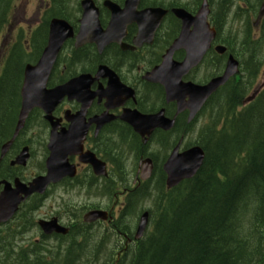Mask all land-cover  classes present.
Returning <instances> with one entry per match:
<instances>
[{
  "label": "trees",
  "instance_id": "1",
  "mask_svg": "<svg viewBox=\"0 0 264 264\" xmlns=\"http://www.w3.org/2000/svg\"><path fill=\"white\" fill-rule=\"evenodd\" d=\"M11 1L0 0V31ZM12 59L0 82V130L11 118L20 74ZM243 70L251 78L248 67ZM232 90L228 85L223 92ZM224 106L206 130L202 167L164 205L159 203L152 230L136 243L126 264H264V107L237 111L235 104ZM6 250L0 264L14 261ZM83 252L77 241L66 256L43 264H77ZM23 253L18 252L16 264H29Z\"/></svg>",
  "mask_w": 264,
  "mask_h": 264
},
{
  "label": "flooded vegetation",
  "instance_id": "2",
  "mask_svg": "<svg viewBox=\"0 0 264 264\" xmlns=\"http://www.w3.org/2000/svg\"><path fill=\"white\" fill-rule=\"evenodd\" d=\"M51 1V0H50ZM83 0H69V2L72 4V10L70 7L66 6L65 0H56V10H53L51 8V2L49 0H46L42 6L44 9H40L42 7L41 5L37 7V9L34 12V15H37L39 13H45V17H59L63 18L64 20H67L71 25L78 26L80 24L81 17L83 15V8L81 5V2ZM93 2L95 7L97 8V21L99 24H101L102 28H110L113 30L112 27L117 28L114 29L116 31V34L111 35H117V37L121 38L119 42H110L107 43L103 51L99 54H96L97 56V63L95 64L92 73L95 74L97 68L100 65L108 66V68L111 65L112 58H119L117 59L120 65H124L125 59H126V53H135L130 58L133 60L135 64H137V67L133 65V63H129L128 66H131V68H128V76H123L121 71L118 68L111 67V69H114L115 72L120 76V78L124 81H133L131 82V86H133L135 90V98L134 102L131 103L130 101L123 105L122 107H131V108H137L140 109L142 107V100L141 97L143 96V92L139 94V90L141 87V81L143 74L145 72V59L147 56V53L145 51L146 48H130V50H123V48L120 46L121 43H126L128 45H132L134 36L138 30V24L136 22L137 18H140L141 16L138 14L139 10L145 9V8H159L164 11L163 14L161 12H156L152 16L150 24H155V28L153 30V36H152V46L154 49H158L159 51H162L160 53V56L164 53L165 49L168 47L167 45L171 43V41L177 36L179 29H181L182 25V14L189 15L192 20L193 16L197 13L199 10L202 0H137L135 7L131 8V10L128 11H121L118 10V13L116 15H113L114 9L112 8V5L110 7L108 6V2L110 4H113L120 9L125 7L127 0H90ZM224 0H208V6H209V14L206 16V19L210 25H214V23L219 22V17L221 16L220 8L223 6ZM47 7L46 11L45 8ZM45 11V12H44ZM112 26V27H111ZM125 27V29H124ZM192 27V26H191ZM123 31V34H122ZM65 45V44H64ZM66 45H72L74 47V40H68L66 42ZM95 44H89L86 43L80 48H85L87 46L88 48H95ZM181 50L177 51L176 53H180ZM59 60V59H58ZM53 69V68H52ZM51 69V72H52ZM55 71V70H54ZM50 72V73H51ZM137 72V78L134 81V74ZM55 79L53 80L54 85H58L63 82V78L58 72H54ZM208 78L201 80V82L206 81ZM49 81V78L47 80V83ZM100 84L105 85V81L101 80ZM96 84L93 85L92 88L95 87ZM137 90H136V89ZM139 96V97H138ZM165 100V99H164ZM159 101L156 100L153 102L154 110H159L160 108L164 109L165 114L170 118H175V126L170 131H164L156 129L152 132V134L149 136L147 142L144 144L146 147V150L142 146V140L139 142V137L133 133H126L123 131V128H125V124L122 123V121L119 120V116L121 115L122 108L112 107L108 112L109 115L113 117L112 121H109L104 128L106 129V135H108V142L113 145V143L121 144V143H128V141H131L129 139L130 136H135L138 139V144L136 147V150L138 152L137 156L140 160L141 158H144L145 156H153L154 151L157 150V145L160 144V140L163 139L165 141L164 148H166L168 145L171 144L175 140L176 137V130L183 129V127H188L193 124V122L189 123L187 122V113L185 110L180 112L179 114H176V104L174 102H166V101ZM75 106H77V103H74ZM76 110V109H75ZM104 110L103 103L97 102L96 100H93L92 104L90 105L89 109L86 113V118L94 117L95 115L100 114ZM43 115V114H42ZM195 122V120H194ZM93 126L90 128L89 133L86 136V140L84 142V148L85 149H91L95 151L96 156H98L101 160L105 161L106 168L108 171V175L112 177H117L121 180H125L130 175L135 177L133 180V183L137 181V174H139L138 165L136 167H133L132 169L127 168L122 159H119L118 156L113 155L114 150L108 149V143L103 148V151L99 150L98 147L102 145L101 142H98L97 137L101 134V132L97 135L93 134ZM102 128V130L104 129ZM101 130V131H102ZM124 132V134H122ZM148 153V155H145V153ZM76 160V159H75ZM79 172L82 171H91L87 166L79 165ZM77 169V170H78ZM130 170V171H129ZM84 171L83 178H87L90 175V173ZM45 172V166L44 171ZM107 175V176H108ZM132 177V178H133ZM108 182V177L107 180ZM126 196V190H123L120 194H114V204L108 209L109 216L113 217V213L111 209L114 208L115 204L117 211L121 210V207L123 206L124 202L119 201L121 198H125Z\"/></svg>",
  "mask_w": 264,
  "mask_h": 264
},
{
  "label": "rangeland",
  "instance_id": "3",
  "mask_svg": "<svg viewBox=\"0 0 264 264\" xmlns=\"http://www.w3.org/2000/svg\"><path fill=\"white\" fill-rule=\"evenodd\" d=\"M37 0H17L16 6L14 8L13 14L15 18L13 21L16 20V25L23 24L24 20H27L31 16L32 10L36 6ZM67 5V3H66ZM195 135L192 134L188 137L187 140H194ZM42 151V147L40 148ZM37 149L35 148V152ZM36 159V157H35ZM34 159V161H35ZM38 167L34 165V162L30 164L29 170L35 171ZM132 178L129 176L126 178L127 181H130ZM121 189V188H119ZM118 189V190H119ZM55 190V189H54ZM117 187L113 188L114 192H117ZM80 193V194H78ZM48 196V195H47ZM45 197L42 205L33 212V215H28L27 217L30 221H36L38 218H45L50 213H57L58 215L62 216L65 220L68 218H73L74 216H80L86 211L83 207V204L89 205L92 203L102 202L101 205H111V199L109 196H105L99 190L96 189H75L62 186L58 187L55 191H53L48 197ZM151 205V201H145V205ZM137 209L130 211L129 215L131 217L135 216V212ZM78 212V213H76ZM132 219H128V223L131 224V228L133 227L134 223L131 221ZM33 227L29 232L28 231H21L24 234L26 239L23 244H21L22 249H31L29 239H34L35 236L39 235V230ZM90 240L89 246L91 251H95L97 249V245H99L97 258H92L91 256H87V258L80 259L78 264H109L112 260L111 258V247H116L120 245L119 237L116 233H112V228L110 229V235L108 236L107 230L101 224L93 225L92 228L88 229ZM69 237H64L61 239L56 240H45L43 242L44 245V252H41L39 255L40 259H47L55 257L58 254H63L67 248L66 244L69 243ZM41 240V239H40ZM99 242L101 244H99ZM36 246H40V241L35 243ZM70 247V246H69ZM13 251H10L12 253ZM131 254V253H130ZM130 254L126 255L119 264H126ZM12 257H14L12 255ZM27 260L32 259V255L26 258ZM17 262V255L15 257V263ZM28 262V261H26ZM14 264V263H12Z\"/></svg>",
  "mask_w": 264,
  "mask_h": 264
},
{
  "label": "water",
  "instance_id": "4",
  "mask_svg": "<svg viewBox=\"0 0 264 264\" xmlns=\"http://www.w3.org/2000/svg\"><path fill=\"white\" fill-rule=\"evenodd\" d=\"M264 12V5L261 10V13ZM62 24L56 23L54 21L51 25L50 29V35H49V42L47 47L44 49L41 58L39 59L37 65L32 68H26L25 76H24V84L22 87V94L24 103L22 105L23 108H26V104H30V102L33 100V96H36V92L33 93V90H30L37 86L38 80H34L35 76L39 78V76H44L46 71L49 69L51 62L56 54V51L58 50L60 43L64 39L65 33L64 30L58 31V27ZM211 33L209 34V38H211ZM190 37V36H189ZM208 38V39H209ZM195 39V38H194ZM207 47V41H205L201 45V49H205ZM236 70V64L228 62L225 72L223 76L212 79L207 85L200 88L202 91V94L204 95V98L208 96L212 91H214L220 84H222L229 75L234 73ZM32 83V85H27L28 83ZM184 88V89H183ZM180 90H185V88H188V86H184ZM25 90V91H24ZM256 91H253L251 97L254 96ZM195 96H197V93H193ZM148 117V118H147ZM145 118V121H150L149 119H152L154 124L164 126V123L167 124L165 127H169V123L165 122L168 120L161 119L158 115H152L147 116ZM157 119V121H155ZM21 122V120L19 121ZM202 152L197 148L193 147L189 150L178 154L176 150L173 151L171 157L168 160L167 169L170 172V179L173 180L172 177H177L178 179L182 177H189L194 173V170L198 168L202 161ZM8 187L5 186V188L0 193V220H6L12 212L16 208V204L19 202V198L15 195V193L10 188L9 184H6ZM18 190V189H16ZM30 191L25 192V196ZM102 216L100 212L97 214H88V219H92L95 217ZM42 228L45 232H51V231H61L62 229L56 227L53 223H41ZM146 224V216L143 215L138 228H137V234L139 235L142 230L144 229V226Z\"/></svg>",
  "mask_w": 264,
  "mask_h": 264
},
{
  "label": "bare ground",
  "instance_id": "5",
  "mask_svg": "<svg viewBox=\"0 0 264 264\" xmlns=\"http://www.w3.org/2000/svg\"><path fill=\"white\" fill-rule=\"evenodd\" d=\"M65 5H66V4H65ZM247 122H248V121H247ZM247 128H248V127H247ZM260 135H261V134H260ZM260 158H261V156H260ZM242 206H243V205H242ZM168 233H169V232H168ZM168 233H167V234H168ZM164 238H165V237H164ZM167 239H168V238H167ZM172 240H173V239H172ZM172 244H173V243H172ZM145 246H146V245H145ZM175 246H176V245H175ZM144 254H145V253H144Z\"/></svg>",
  "mask_w": 264,
  "mask_h": 264
}]
</instances>
